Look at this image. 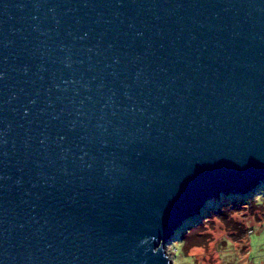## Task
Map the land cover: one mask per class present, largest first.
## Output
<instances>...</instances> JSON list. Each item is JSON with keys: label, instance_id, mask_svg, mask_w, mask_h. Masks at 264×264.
Instances as JSON below:
<instances>
[{"label": "water", "instance_id": "1", "mask_svg": "<svg viewBox=\"0 0 264 264\" xmlns=\"http://www.w3.org/2000/svg\"><path fill=\"white\" fill-rule=\"evenodd\" d=\"M260 183L264 0H0V264H164Z\"/></svg>", "mask_w": 264, "mask_h": 264}, {"label": "clouds", "instance_id": "2", "mask_svg": "<svg viewBox=\"0 0 264 264\" xmlns=\"http://www.w3.org/2000/svg\"><path fill=\"white\" fill-rule=\"evenodd\" d=\"M164 264H264V183L207 199L167 239L145 238Z\"/></svg>", "mask_w": 264, "mask_h": 264}]
</instances>
